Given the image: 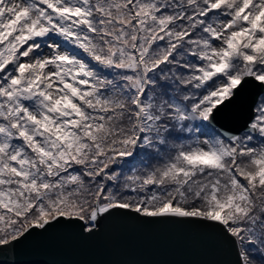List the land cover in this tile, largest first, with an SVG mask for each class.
I'll use <instances>...</instances> for the list:
<instances>
[{"label":"snow or ice","instance_id":"obj_1","mask_svg":"<svg viewBox=\"0 0 264 264\" xmlns=\"http://www.w3.org/2000/svg\"><path fill=\"white\" fill-rule=\"evenodd\" d=\"M120 210L264 264V0H0V249Z\"/></svg>","mask_w":264,"mask_h":264},{"label":"water","instance_id":"obj_2","mask_svg":"<svg viewBox=\"0 0 264 264\" xmlns=\"http://www.w3.org/2000/svg\"><path fill=\"white\" fill-rule=\"evenodd\" d=\"M258 89H247L221 117L240 134ZM75 223V222H73ZM61 225L0 249V264H235L236 253L195 220H159L128 210L101 221L91 235Z\"/></svg>","mask_w":264,"mask_h":264}]
</instances>
